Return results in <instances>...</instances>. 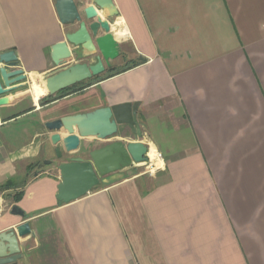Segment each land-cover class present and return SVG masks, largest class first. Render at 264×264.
<instances>
[{
  "label": "crops",
  "instance_id": "obj_1",
  "mask_svg": "<svg viewBox=\"0 0 264 264\" xmlns=\"http://www.w3.org/2000/svg\"><path fill=\"white\" fill-rule=\"evenodd\" d=\"M113 1V34L127 30L119 65L136 66L38 106L37 82L86 60L78 48L70 64L51 60L78 26L61 24L56 0H0V54L15 50L28 76L0 96V186H13L0 192V233L30 223L19 264H264V0ZM127 103L164 169L134 165L59 204L57 169L31 172L67 136L45 124ZM112 139L81 140L66 161L137 141L128 126Z\"/></svg>",
  "mask_w": 264,
  "mask_h": 264
},
{
  "label": "water",
  "instance_id": "obj_2",
  "mask_svg": "<svg viewBox=\"0 0 264 264\" xmlns=\"http://www.w3.org/2000/svg\"><path fill=\"white\" fill-rule=\"evenodd\" d=\"M55 8L63 26L78 28L52 47L54 65L70 64L74 59L73 48L86 52L87 57H96L97 62L94 65L76 63L48 77L43 84L49 97H56L63 91L101 76L120 56V45L112 29L119 17L113 0H56ZM0 76V96L28 85V76L20 68L15 50L0 54ZM18 83L21 84L15 86ZM139 107V103L104 107L45 124L49 132L67 134L63 139L57 135L52 138L57 155L54 160L44 161L38 166L39 170L53 166L59 172L61 183L56 196L59 204L77 201L99 188L102 178L146 161L148 147L142 142L144 135L137 119ZM122 126H128L137 141L109 143L102 148L87 150L81 156H71L68 162L64 160L67 155L79 152L81 140L108 141L119 134ZM12 214L25 217L18 206L13 207ZM30 235L32 229L28 222L16 230L1 232L0 264H19L23 259L19 238Z\"/></svg>",
  "mask_w": 264,
  "mask_h": 264
},
{
  "label": "rangeland",
  "instance_id": "obj_3",
  "mask_svg": "<svg viewBox=\"0 0 264 264\" xmlns=\"http://www.w3.org/2000/svg\"><path fill=\"white\" fill-rule=\"evenodd\" d=\"M96 57H87L86 58V60L83 62V63H87V64H90V65H94V63H95V61H96V59H95ZM112 64V66L114 67V68H116V69H120L121 68V66L119 65V61H118V59L117 60H115L114 62H112L111 63ZM111 66V67H112ZM109 69V68H108ZM107 69V70H108ZM107 72H109V71H107ZM107 72H105L104 74H102L101 76H99V78H97V79H92V80H90L89 81V83L87 84V83H84L82 86L80 85L79 87H77V89H83L84 87H87V86H90V84H92L93 82H96V81H98L100 78H103V77H105L106 76V74H108ZM109 75V74H108ZM45 80H41L40 82H44ZM31 87L29 86L28 87V90H30L31 91ZM65 94H68V92L67 93H64V94H59L58 96H57V98L58 99H61V98H63V95H65ZM47 95V94H46ZM45 102L46 104L48 103H52L51 102V99L49 98V96H42L40 99H39V101L37 102V105L39 106V105H41V102ZM45 104V105H46ZM53 108H55V107H53ZM48 110H52V108L51 109H48ZM92 139V138H91ZM113 140V139H112ZM56 149V148H55ZM56 151L54 150L52 153H51V155H50V158H48L47 160H45V161H49L50 159L52 160H54L55 159V157H56ZM64 160L66 161L67 160V158L65 157L64 158ZM49 168H53V166H51V167H45L44 169H49ZM37 170V168L35 167L34 169H32L31 170V172H34V171H36ZM57 171V170H56ZM30 172V173H31Z\"/></svg>",
  "mask_w": 264,
  "mask_h": 264
},
{
  "label": "built area",
  "instance_id": "obj_4",
  "mask_svg": "<svg viewBox=\"0 0 264 264\" xmlns=\"http://www.w3.org/2000/svg\"><path fill=\"white\" fill-rule=\"evenodd\" d=\"M138 166L144 169L145 174L153 176L157 172L164 169L165 158L163 154L157 149L148 148V153L146 154V161Z\"/></svg>",
  "mask_w": 264,
  "mask_h": 264
},
{
  "label": "trees",
  "instance_id": "obj_5",
  "mask_svg": "<svg viewBox=\"0 0 264 264\" xmlns=\"http://www.w3.org/2000/svg\"><path fill=\"white\" fill-rule=\"evenodd\" d=\"M136 65H133V66H126V67H123V68H120V69H116V68H114V67H111V68H109L107 71H109V72H107L108 74H109V76L110 77H113V76H116V75H119V74H121V73H123V72H126V71H128L129 69H131V68H133V67H135ZM97 78H99V77H96V78H94V79H97ZM90 81V80H89ZM89 81H87V82H84V83H89ZM84 83H81V84H79V85H77V86H74V87H72V88H70V89H68V90H66V91H63V92H61V94H64V93H70V92H73V91H75V90H77V87H79L80 85L82 86ZM59 95V94H58ZM57 95V96H58ZM57 96L56 97H49L50 99H51V102H54V101H56V100H58V98H57ZM42 103V102H41ZM35 167H37V164L36 165H33L32 167H31V169H34ZM30 169V170H31ZM100 186H101V184H100ZM99 186V187H100ZM13 186H12V184H10V183H7V184H5V185H3V186H0V192L1 191H3V190H7V189H10V188H12ZM20 200V198H17V202Z\"/></svg>",
  "mask_w": 264,
  "mask_h": 264
},
{
  "label": "bare ground",
  "instance_id": "obj_6",
  "mask_svg": "<svg viewBox=\"0 0 264 264\" xmlns=\"http://www.w3.org/2000/svg\"><path fill=\"white\" fill-rule=\"evenodd\" d=\"M114 29H115V38L117 41H121L122 39L127 37L126 36L127 30L124 28L121 22H118L114 27ZM35 89L38 95H40L41 93L45 94L47 92L46 87L42 83L39 86H35Z\"/></svg>",
  "mask_w": 264,
  "mask_h": 264
},
{
  "label": "flooded vegetation",
  "instance_id": "obj_7",
  "mask_svg": "<svg viewBox=\"0 0 264 264\" xmlns=\"http://www.w3.org/2000/svg\"><path fill=\"white\" fill-rule=\"evenodd\" d=\"M40 164H41V163H40ZM40 164H39V165H40ZM39 165H38V166H39ZM38 166H37V167H38Z\"/></svg>",
  "mask_w": 264,
  "mask_h": 264
}]
</instances>
